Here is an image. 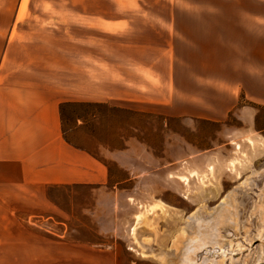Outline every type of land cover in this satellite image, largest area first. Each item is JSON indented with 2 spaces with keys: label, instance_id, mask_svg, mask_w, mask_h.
<instances>
[{
  "label": "crops",
  "instance_id": "obj_1",
  "mask_svg": "<svg viewBox=\"0 0 264 264\" xmlns=\"http://www.w3.org/2000/svg\"><path fill=\"white\" fill-rule=\"evenodd\" d=\"M14 6L9 25L0 19V264H100L103 258L125 264L124 257L96 250L99 244L65 241V230L62 239L52 236L55 189L103 186L111 178L109 167L69 138L65 105L149 106L150 73L167 85L165 71L177 100L181 73L192 69L179 61L183 47L235 50L237 62L215 56L219 67L201 64L204 71H261L264 0H17ZM214 40L221 43H207ZM188 110L170 117L205 118V111ZM149 200L131 197L139 202L131 236L165 210L137 227L140 212L163 204Z\"/></svg>",
  "mask_w": 264,
  "mask_h": 264
},
{
  "label": "rangeland",
  "instance_id": "obj_2",
  "mask_svg": "<svg viewBox=\"0 0 264 264\" xmlns=\"http://www.w3.org/2000/svg\"><path fill=\"white\" fill-rule=\"evenodd\" d=\"M16 1L0 0V19L8 25ZM215 49H178L179 61L192 69L181 73L177 100L165 71L167 85L150 73L149 106L65 105L69 138L109 167L111 178L103 186L54 190V238L62 239L65 230V241L99 244L96 250L124 257L125 264H264V58L254 73L202 70L201 64L219 67L215 56L237 62L235 50ZM172 59L167 56V63ZM185 108L205 111V118L170 117ZM164 117L174 122L167 126ZM236 130L248 134L238 139ZM137 194L162 202L165 210L131 236L139 209L131 197ZM37 220L44 228L45 219ZM100 264L113 262L103 258Z\"/></svg>",
  "mask_w": 264,
  "mask_h": 264
},
{
  "label": "bare ground",
  "instance_id": "obj_3",
  "mask_svg": "<svg viewBox=\"0 0 264 264\" xmlns=\"http://www.w3.org/2000/svg\"><path fill=\"white\" fill-rule=\"evenodd\" d=\"M248 141V140H247ZM249 143H251L250 141H249ZM251 145V144H250ZM233 166H234V164H233ZM231 168H233V167H231ZM212 169V168H211ZM212 171V170H211ZM189 175V174H188ZM195 176V175H194ZM191 177H193V176H191ZM184 181H186L187 182V179L185 178V177H183L182 178ZM146 204V203H145ZM144 205V204H143ZM143 208V207H142ZM165 208V206H164V204H160V203H157V204H154V205H152V206H150V207H147L146 209H145V211H144V213H141L140 212V214L141 215H139L138 216V218H137V227L138 226H140V224H141V221H142V219H145V217L146 218H148L149 216H148V214L150 215V213H154V212H156V210H158V209H164ZM141 211H143V210H141ZM158 212H160V211H158ZM138 214H139V212H138ZM154 214H156V213H154ZM144 221V220H143ZM145 222V221H144ZM142 226V225H141ZM134 228V227H133ZM140 229V228H139ZM138 229V230H139ZM137 230V231H138ZM135 234V233H134ZM133 250V249H132ZM145 254V253H144Z\"/></svg>",
  "mask_w": 264,
  "mask_h": 264
},
{
  "label": "trees",
  "instance_id": "obj_4",
  "mask_svg": "<svg viewBox=\"0 0 264 264\" xmlns=\"http://www.w3.org/2000/svg\"><path fill=\"white\" fill-rule=\"evenodd\" d=\"M168 120L171 121V122H174L173 119H169V118L164 117V118H163V121L165 122V124H166L167 126L170 124ZM200 121H201V120H200ZM203 121H204V120H203Z\"/></svg>",
  "mask_w": 264,
  "mask_h": 264
}]
</instances>
